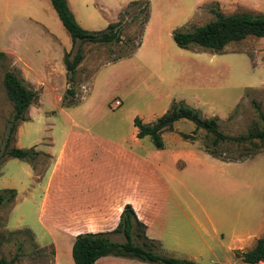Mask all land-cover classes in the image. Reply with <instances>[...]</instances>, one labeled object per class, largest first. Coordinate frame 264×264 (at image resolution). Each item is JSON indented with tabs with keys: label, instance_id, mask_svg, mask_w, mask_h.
Wrapping results in <instances>:
<instances>
[{
	"label": "rangeland",
	"instance_id": "374dc122",
	"mask_svg": "<svg viewBox=\"0 0 264 264\" xmlns=\"http://www.w3.org/2000/svg\"><path fill=\"white\" fill-rule=\"evenodd\" d=\"M68 1L83 28L100 32L121 21L123 38L111 44L77 41L71 58L80 51L83 60L73 80L64 63V46L72 38L51 0H0V193L17 191L0 206V260L75 264L73 238L60 227L65 219L39 215L38 179L53 163L54 148L59 151L69 138L77 145L75 170L83 172L77 179L119 173L106 164L119 147L148 161L135 173L133 165L120 173L129 174L127 184L135 174L140 190L153 187L157 195L150 233L160 254L197 264H246L237 251L251 250L264 236V141L223 145L224 157L240 159L225 162L205 151V131L195 140L182 138L194 131L192 122H177L163 134L165 149H158L150 137L137 138L134 120L155 122L174 102L185 101L203 117L217 118L225 134L263 129L254 101L264 112V38L248 37L214 53L182 49L173 34L215 20L214 11L264 15V0H149L150 10L146 0ZM6 72L37 94L11 143L37 152L28 160L5 155L14 113ZM243 237H249L246 244L233 249ZM112 239L125 242L122 234ZM97 264L152 263L108 256Z\"/></svg>",
	"mask_w": 264,
	"mask_h": 264
},
{
	"label": "trees",
	"instance_id": "16d2710c",
	"mask_svg": "<svg viewBox=\"0 0 264 264\" xmlns=\"http://www.w3.org/2000/svg\"><path fill=\"white\" fill-rule=\"evenodd\" d=\"M147 6L150 10V1ZM137 2L141 1H136ZM52 6L66 31L72 38L73 45L77 41L82 43L111 44L121 43V21L110 23L105 31H89L83 28L77 21L70 8L68 0H51ZM215 20L193 30H176L173 38L176 44L186 50L196 47L210 50L214 53L223 51L231 43L241 42L248 37L264 38V15H255L248 12L226 15L220 11H214ZM71 52L65 54L64 63L70 78L73 80L77 67L83 60L79 51L73 58ZM3 57L4 53H0ZM117 60V59H116ZM4 87L8 98L13 103L14 113L10 121L8 138L6 140L5 155L20 160L31 159L37 152L33 148L11 147L18 125L28 121L27 112L37 98L35 91L28 88L25 83L13 72H6ZM74 95L72 89L68 90ZM259 119L264 123V112L260 105L254 101ZM189 121L195 124L192 134L181 133L185 140H195L200 131H205L207 141L205 151L217 159L225 162L239 161L237 158H226L220 149L223 145L242 146L254 145L255 142L264 141V128L250 131L247 135L231 136L220 130L217 118H205L200 110L189 106L185 101L174 102L169 110L155 122L145 123L140 117L134 120L137 128V138L150 137L158 149H165L163 134L173 131L179 121ZM250 156V155H248ZM245 160L244 158H242ZM1 170V160H0ZM10 194V196H8ZM17 196L15 189L0 193V206L13 201ZM147 225L142 222L131 204L124 206L118 226L110 232L81 233L78 234L72 245V257L75 264H97L104 257L114 256L121 258L139 259L152 264H197L194 260L181 259L160 254L159 243L147 236ZM122 234L125 242H117L112 235ZM135 240L142 241L141 244ZM239 257L246 264L264 263V236L261 237L254 248L247 252L237 251ZM16 260H0V264H15Z\"/></svg>",
	"mask_w": 264,
	"mask_h": 264
},
{
	"label": "crops",
	"instance_id": "0c3cea01",
	"mask_svg": "<svg viewBox=\"0 0 264 264\" xmlns=\"http://www.w3.org/2000/svg\"><path fill=\"white\" fill-rule=\"evenodd\" d=\"M64 47L67 53L70 52L73 42L71 41L69 47ZM72 143L68 138L59 151L54 148V156L50 158L53 163L38 179L43 192L40 217L49 214L52 219L56 218V221L65 219L60 227H65V233L71 234L74 242L76 236L81 233L113 231L120 222L124 206L131 204L138 218L147 225V236L152 239L150 232L157 215L155 211L157 195L153 193V187L144 186L140 190L141 186L140 183H136L135 174L133 181L130 180L127 184L125 176L129 174L120 173L130 165H133V173H135L136 166L148 161L127 148L119 147L116 151H110L113 158L106 160V164L119 168V173L110 172L109 176L100 173V178L92 175L77 179V175L81 176L83 172L75 170L74 157L78 152H76L77 145L74 146ZM176 151L183 154L178 149ZM178 158L179 156L176 155V160ZM63 172L66 176L64 181H62ZM36 176L35 174V179ZM121 187H124L123 191ZM248 239L249 237L238 238V243L236 242L233 249L242 248Z\"/></svg>",
	"mask_w": 264,
	"mask_h": 264
},
{
	"label": "built area",
	"instance_id": "2783aa9c",
	"mask_svg": "<svg viewBox=\"0 0 264 264\" xmlns=\"http://www.w3.org/2000/svg\"><path fill=\"white\" fill-rule=\"evenodd\" d=\"M117 104H118V105H120V104H121V102H117Z\"/></svg>",
	"mask_w": 264,
	"mask_h": 264
}]
</instances>
